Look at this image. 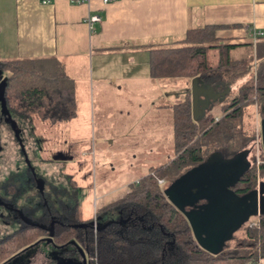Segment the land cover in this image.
I'll return each mask as SVG.
<instances>
[{
  "label": "trees",
  "instance_id": "trees-1",
  "mask_svg": "<svg viewBox=\"0 0 264 264\" xmlns=\"http://www.w3.org/2000/svg\"><path fill=\"white\" fill-rule=\"evenodd\" d=\"M217 29L212 25L189 28L177 44L150 48L148 73L155 79L196 78L215 92L227 89L225 96L212 101L194 120L187 89L184 100L172 105L174 157L162 166L150 167L126 193L97 210L103 220L96 226L86 225L91 219L80 217L74 180H69L72 190L50 185L55 195L62 194L71 202L69 208L62 205L64 218L48 231L54 243L86 251L91 264H259L264 258V214L236 231H244V237L238 238L234 232L223 249L212 254L198 244L186 217L164 195L170 183L213 152L226 158L242 150L251 152L255 130H245L243 118L255 107L259 121L264 119V42L237 53L242 45L222 43L216 37ZM1 80L6 83V107L17 127L21 122L30 124L32 116L55 124L77 115L74 82L55 58L0 60ZM216 105L218 112L212 110ZM0 117L9 125L1 107ZM259 158L257 166L251 167L250 162L232 188L237 194L256 189L257 177L264 176L262 145ZM260 183L264 185L259 181L258 186ZM49 209L56 213L50 205ZM44 233L35 226L30 228L31 240ZM23 236L19 233L17 240ZM236 240L238 244L230 245Z\"/></svg>",
  "mask_w": 264,
  "mask_h": 264
},
{
  "label": "rangeland",
  "instance_id": "rangeland-1",
  "mask_svg": "<svg viewBox=\"0 0 264 264\" xmlns=\"http://www.w3.org/2000/svg\"><path fill=\"white\" fill-rule=\"evenodd\" d=\"M108 51L103 56L102 69L106 76L117 75L118 82L98 83L97 71L101 66L93 64L94 81L89 83L88 102L86 98L76 100L75 118L51 124L32 116L30 124L18 125L27 157L37 175L47 183V202L54 203L59 212L56 216L61 220V205L69 208L71 202L62 194L55 195L51 187L72 190L69 180H74L79 189L80 217L94 220L97 210L126 193L150 167L162 166L174 157L172 105L184 100L191 81L152 78L147 68L141 66L139 55L130 54L134 58L130 62L128 52ZM212 110L218 112L217 105ZM2 120L0 117V177L24 178V156L10 126ZM259 120L255 107L243 118L242 127L255 130L254 147L248 155L251 167L260 160ZM57 152L63 158L53 161ZM257 178L256 188L264 176ZM256 217L244 226L256 223ZM102 220L98 218L94 223ZM236 233L238 238L244 237V231ZM235 244L237 240L230 245ZM263 263L264 258L259 261Z\"/></svg>",
  "mask_w": 264,
  "mask_h": 264
},
{
  "label": "crops",
  "instance_id": "crops-1",
  "mask_svg": "<svg viewBox=\"0 0 264 264\" xmlns=\"http://www.w3.org/2000/svg\"><path fill=\"white\" fill-rule=\"evenodd\" d=\"M92 15L99 20L90 27ZM205 25L218 26L216 37L242 45V53L264 42V35L255 41L249 34L264 33V0H0V60L55 58L74 82L75 99L88 102L93 64L101 66L98 83L118 82L102 69L109 49L139 55L148 71L150 48L171 46Z\"/></svg>",
  "mask_w": 264,
  "mask_h": 264
},
{
  "label": "water",
  "instance_id": "water-1",
  "mask_svg": "<svg viewBox=\"0 0 264 264\" xmlns=\"http://www.w3.org/2000/svg\"><path fill=\"white\" fill-rule=\"evenodd\" d=\"M5 84V80L0 81L1 112L22 146L20 130L6 107ZM190 92L191 113L197 120L202 111L200 95L206 93L217 99L225 96L228 90L215 93L213 87L193 78ZM260 138L264 148V119L260 122ZM249 153V150H242L226 158L221 152H213L164 189V195L186 217L195 240L212 254L219 253L234 232L251 217L264 214L263 183L242 195L232 189L250 167Z\"/></svg>",
  "mask_w": 264,
  "mask_h": 264
},
{
  "label": "flooded vegetation",
  "instance_id": "flooded-vegetation-1",
  "mask_svg": "<svg viewBox=\"0 0 264 264\" xmlns=\"http://www.w3.org/2000/svg\"><path fill=\"white\" fill-rule=\"evenodd\" d=\"M203 85L209 84L204 83ZM218 99L219 97L213 99L206 93L200 95L201 115L208 109L212 101ZM2 116L5 119L3 114ZM10 129L18 142L11 126ZM19 137L21 138V130ZM20 150L25 162L24 178L8 175L3 178L0 177V264H91L86 251L75 249L72 245L54 243L51 238H48V231L52 229L54 224L61 221L56 216L59 212L54 207V203L47 202L45 189L47 183L37 175L27 157L23 142ZM53 156L55 158V160L52 159L53 161L63 158L60 152ZM20 173L22 174V172ZM49 205L54 209L55 214L49 211ZM98 218L95 216L94 220L93 218L84 220L91 219L86 225L96 226L94 221ZM31 226L45 232L44 235H39L31 240ZM19 233L24 234L21 241L17 240ZM16 244L19 245L18 248H16Z\"/></svg>",
  "mask_w": 264,
  "mask_h": 264
},
{
  "label": "built area",
  "instance_id": "built-area-1",
  "mask_svg": "<svg viewBox=\"0 0 264 264\" xmlns=\"http://www.w3.org/2000/svg\"><path fill=\"white\" fill-rule=\"evenodd\" d=\"M74 2H82L83 0H73ZM110 1H113V0H103L104 3H107V2H110ZM99 20V17L97 15H92V16H89L87 18V23L89 24V26L91 27L92 24L96 21ZM249 34L250 36L252 37L253 40H257L259 38H261L264 33L261 31V30H257V29H254V28H251L249 29Z\"/></svg>",
  "mask_w": 264,
  "mask_h": 264
}]
</instances>
